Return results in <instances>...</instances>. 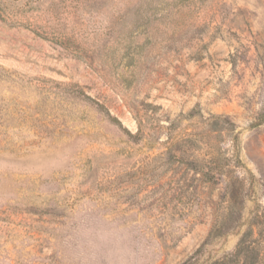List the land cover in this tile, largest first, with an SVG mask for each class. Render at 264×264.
<instances>
[{"label":"rangeland","instance_id":"obj_1","mask_svg":"<svg viewBox=\"0 0 264 264\" xmlns=\"http://www.w3.org/2000/svg\"><path fill=\"white\" fill-rule=\"evenodd\" d=\"M262 114L264 0H0V264L233 253Z\"/></svg>","mask_w":264,"mask_h":264},{"label":"trees","instance_id":"obj_2","mask_svg":"<svg viewBox=\"0 0 264 264\" xmlns=\"http://www.w3.org/2000/svg\"><path fill=\"white\" fill-rule=\"evenodd\" d=\"M261 118L263 119L262 121H264V114L261 115ZM206 174L207 173H205V175ZM229 212L230 208H226L225 214H228ZM257 219L258 220L251 224V226L247 229L250 230L246 234L241 235L233 253L225 256L224 258L217 259L210 264H258L262 260V252L260 251L264 249V220H260V218ZM219 221L221 222L220 219ZM220 222H217V220L215 221V230L219 227ZM252 235L255 236L252 237ZM210 237L211 236H209V238ZM204 244H206V242ZM204 244L182 264H197L203 251Z\"/></svg>","mask_w":264,"mask_h":264}]
</instances>
